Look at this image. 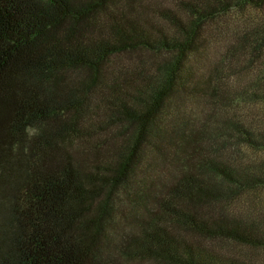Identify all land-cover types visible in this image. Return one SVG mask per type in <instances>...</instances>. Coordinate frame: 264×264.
<instances>
[{"label": "trees", "instance_id": "obj_1", "mask_svg": "<svg viewBox=\"0 0 264 264\" xmlns=\"http://www.w3.org/2000/svg\"><path fill=\"white\" fill-rule=\"evenodd\" d=\"M262 5L0 0V264H264L217 246L264 247V218L232 209L263 168L230 150L264 149L230 81L246 56L263 90L264 31L236 30L222 66L198 70L207 26ZM123 200L141 212L114 242Z\"/></svg>", "mask_w": 264, "mask_h": 264}, {"label": "rangeland", "instance_id": "obj_2", "mask_svg": "<svg viewBox=\"0 0 264 264\" xmlns=\"http://www.w3.org/2000/svg\"><path fill=\"white\" fill-rule=\"evenodd\" d=\"M255 24H258L256 28L264 31V5L256 8L250 6L234 8L225 14H221L217 20L209 24L205 32L204 52L199 56V74L208 77L213 74L212 72L215 70L216 64L222 66L220 61L223 60L227 49L231 46L229 39L232 34L238 29L252 28ZM245 57L242 56L240 59L234 61L235 66L232 67V72L235 74L230 81L233 86H236L238 89L240 88V90H242L241 88L249 90L247 93L245 91L242 94L238 93L239 100L234 105L235 110L232 113L236 119L241 120V123L247 124L249 128H254L256 132L264 131V88L260 90V87H258V89L255 88L254 91L250 92L254 89L250 88V86L252 85L251 80L254 78L255 73L252 71L253 67L247 62ZM209 107L210 105L207 100H199L193 110L195 118H207L210 110ZM230 150H232V158L235 157L237 160L248 163L251 166L255 167L257 165L263 168V173L258 174L262 179L261 184L237 197L232 202V209L258 214L264 218V149L255 150L240 146L234 152L233 149ZM157 171L161 172L162 176L165 177L169 170L164 165H157ZM122 203L123 211L115 212L114 225L109 228L110 236L114 238V242L124 239L127 233L135 230L134 221L129 216L135 210L139 213L141 212L139 207H136L135 210H129L131 206H127V200H123ZM217 246L219 250L228 254H235L257 262H264V247L232 244L226 241H218ZM133 264L153 263L140 261Z\"/></svg>", "mask_w": 264, "mask_h": 264}]
</instances>
